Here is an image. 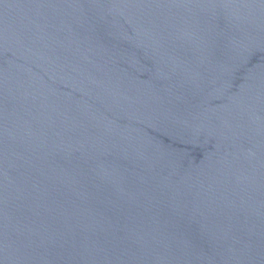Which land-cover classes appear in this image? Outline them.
I'll return each instance as SVG.
<instances>
[{"label":"water","instance_id":"water-1","mask_svg":"<svg viewBox=\"0 0 264 264\" xmlns=\"http://www.w3.org/2000/svg\"><path fill=\"white\" fill-rule=\"evenodd\" d=\"M0 264H264V0L1 27Z\"/></svg>","mask_w":264,"mask_h":264}]
</instances>
